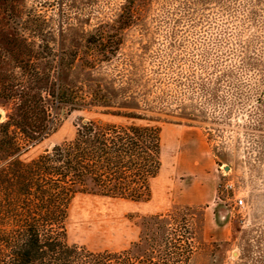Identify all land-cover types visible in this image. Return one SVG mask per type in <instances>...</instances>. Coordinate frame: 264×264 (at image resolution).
<instances>
[{"label": "rangeland", "instance_id": "obj_1", "mask_svg": "<svg viewBox=\"0 0 264 264\" xmlns=\"http://www.w3.org/2000/svg\"><path fill=\"white\" fill-rule=\"evenodd\" d=\"M126 1L12 0L10 10L0 0V72L14 69L7 39L36 36L34 21L68 49L112 24ZM122 37L111 63L66 76L102 89L108 106L64 113L22 159L72 140L79 117L123 125L133 113L161 128L162 168L142 202L77 195L68 242L121 251L139 240L145 217L188 212L190 264H264V0H142ZM11 109L0 99V125ZM8 162L0 154V168Z\"/></svg>", "mask_w": 264, "mask_h": 264}, {"label": "trees", "instance_id": "obj_2", "mask_svg": "<svg viewBox=\"0 0 264 264\" xmlns=\"http://www.w3.org/2000/svg\"><path fill=\"white\" fill-rule=\"evenodd\" d=\"M141 1L127 0L112 24L68 49L58 48L37 21L31 25L36 36L7 39L14 69L0 72V99L12 103L8 121L0 125V154L10 158L0 168V264H190L194 257L188 212L145 217L139 240L121 251H92L68 242L66 222L77 195L133 202L150 196L162 168L158 125L143 124L133 113L123 125L79 117L72 140L22 159L55 132L64 113L108 106L102 89L76 87L66 76L117 58ZM3 3L13 6L12 0Z\"/></svg>", "mask_w": 264, "mask_h": 264}, {"label": "built area", "instance_id": "obj_3", "mask_svg": "<svg viewBox=\"0 0 264 264\" xmlns=\"http://www.w3.org/2000/svg\"><path fill=\"white\" fill-rule=\"evenodd\" d=\"M238 204H239V205H243V200L240 199V200L238 201Z\"/></svg>", "mask_w": 264, "mask_h": 264}, {"label": "water", "instance_id": "obj_4", "mask_svg": "<svg viewBox=\"0 0 264 264\" xmlns=\"http://www.w3.org/2000/svg\"><path fill=\"white\" fill-rule=\"evenodd\" d=\"M1 117V116H0Z\"/></svg>", "mask_w": 264, "mask_h": 264}]
</instances>
